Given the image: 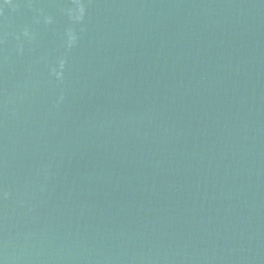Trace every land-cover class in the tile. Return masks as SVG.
<instances>
[{"label": "water", "instance_id": "water-1", "mask_svg": "<svg viewBox=\"0 0 264 264\" xmlns=\"http://www.w3.org/2000/svg\"><path fill=\"white\" fill-rule=\"evenodd\" d=\"M0 264H264V0H0Z\"/></svg>", "mask_w": 264, "mask_h": 264}]
</instances>
